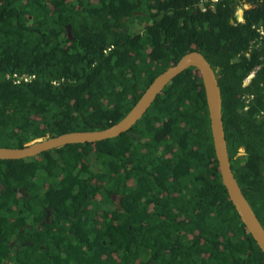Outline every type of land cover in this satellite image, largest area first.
I'll list each match as a JSON object with an SVG mask.
<instances>
[{
  "label": "trees",
  "instance_id": "1",
  "mask_svg": "<svg viewBox=\"0 0 264 264\" xmlns=\"http://www.w3.org/2000/svg\"><path fill=\"white\" fill-rule=\"evenodd\" d=\"M259 26L264 0H0V146L110 126L199 50L220 88L231 170L264 227ZM38 155L0 159V264H264L222 183L194 67L120 135Z\"/></svg>",
  "mask_w": 264,
  "mask_h": 264
},
{
  "label": "water",
  "instance_id": "2",
  "mask_svg": "<svg viewBox=\"0 0 264 264\" xmlns=\"http://www.w3.org/2000/svg\"><path fill=\"white\" fill-rule=\"evenodd\" d=\"M68 27L67 25V31L70 35ZM187 67H194L202 80L212 144L222 183L242 223L264 254V227L241 191L231 170L221 118V94L215 71L199 50L184 53L173 64L156 75L129 111L110 126L95 130L67 131L54 136L39 137L20 147L0 146V159L25 158L70 143H92L118 136L135 124L164 86ZM252 76L253 73L246 78V82ZM111 196L118 208L120 206V196L116 193Z\"/></svg>",
  "mask_w": 264,
  "mask_h": 264
},
{
  "label": "flooded vegetation",
  "instance_id": "3",
  "mask_svg": "<svg viewBox=\"0 0 264 264\" xmlns=\"http://www.w3.org/2000/svg\"><path fill=\"white\" fill-rule=\"evenodd\" d=\"M243 153V149L242 148H240L239 150H238V155H241ZM122 166H121V164H119V168H121ZM119 181H121V178H119ZM133 179L132 178H129L127 181H126V185H127V187L128 186H132L133 185ZM17 191H18V193H19V196L21 197V198H23V199H25V197L27 196V190L24 188V187H22V186H19L18 188H17ZM33 192H36L37 190L36 189H33L32 190ZM116 194H118L119 196H120V206L117 208L116 207V209L117 210H121L122 209V207H121V198H122V193L121 192H119V193H116ZM116 206V205H115ZM53 217H52V212L50 211V209H48V208H45V214H44V216H43V220L44 221H46V222H50L51 221V219H52ZM40 222H41V220H40V215L38 216V218H37V222H36V226L38 227V228H40ZM25 227H29V224H27V223H24L23 224ZM20 232H22L23 233V228H21V230H20ZM22 238H20V243H25V241L26 240H30V238H31V236H28V233H25V235H23V236H21ZM14 242H16V239H12L11 241H10V243L9 244H14Z\"/></svg>",
  "mask_w": 264,
  "mask_h": 264
},
{
  "label": "built area",
  "instance_id": "4",
  "mask_svg": "<svg viewBox=\"0 0 264 264\" xmlns=\"http://www.w3.org/2000/svg\"><path fill=\"white\" fill-rule=\"evenodd\" d=\"M248 6H250V5H248ZM244 7H245V6H244ZM239 11H241V16H238V12H239ZM236 17H237L238 20H242V8H241V7H238V8H237V10H236ZM257 31H258V33L260 34V36L264 37V29H263L261 26L257 27ZM29 79H30V76H29V75H21V76L17 77L16 81H19V80L27 81V80H29ZM250 97H251V96H249V95H245V96H244V98H245V102L248 103L249 100H250ZM258 116H262V117H264V108H262V109L259 111Z\"/></svg>",
  "mask_w": 264,
  "mask_h": 264
},
{
  "label": "rangeland",
  "instance_id": "5",
  "mask_svg": "<svg viewBox=\"0 0 264 264\" xmlns=\"http://www.w3.org/2000/svg\"><path fill=\"white\" fill-rule=\"evenodd\" d=\"M244 6H245V7H249L248 4H244ZM238 16H241V11L238 12ZM252 73H253V71H252L250 74H252ZM250 74H249V75H250ZM34 157H35V158H38V157H40V155L36 154Z\"/></svg>",
  "mask_w": 264,
  "mask_h": 264
}]
</instances>
